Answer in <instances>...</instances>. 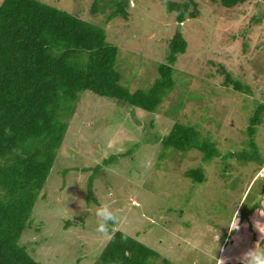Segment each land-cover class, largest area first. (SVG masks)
<instances>
[{
  "label": "rangeland",
  "instance_id": "obj_1",
  "mask_svg": "<svg viewBox=\"0 0 264 264\" xmlns=\"http://www.w3.org/2000/svg\"><path fill=\"white\" fill-rule=\"evenodd\" d=\"M40 1L103 26L119 46L122 84L132 90L152 87L178 30L188 48L178 55L176 85L156 112L90 90L80 94L20 243L41 264H95L109 239L96 231L94 212L108 203L121 217L110 229L158 251L152 264L238 263L247 249L264 248L257 228L264 229V166L255 173L258 161L231 157V168L221 156L248 148V120L264 103V0L233 7L196 0L200 15L183 23L166 7L182 0H130L129 20L110 17V0L96 14L95 0ZM221 68L249 90L225 85ZM177 121L216 139L221 155L204 161L198 149L161 154L162 139ZM258 133L264 153V122ZM200 163L209 177L202 183L183 173Z\"/></svg>",
  "mask_w": 264,
  "mask_h": 264
},
{
  "label": "trees",
  "instance_id": "obj_2",
  "mask_svg": "<svg viewBox=\"0 0 264 264\" xmlns=\"http://www.w3.org/2000/svg\"><path fill=\"white\" fill-rule=\"evenodd\" d=\"M246 1L220 0L226 7ZM101 2L109 0H95L93 14ZM109 4H113L111 18L130 19V0H110ZM166 7L180 23L200 15L196 0L167 1ZM254 17L256 22L262 20ZM169 45L152 87L132 90L122 84L116 69L119 46L108 40L103 26L40 0H0V264H41L20 239L66 139L80 94L90 90L119 104L156 112L176 85L175 64L178 55L186 52L188 41L178 30ZM221 72L225 85L249 90L224 68ZM263 122L264 103L260 102L246 127L248 148L221 155L214 137L216 141L202 136L192 124L177 121L162 139L161 154L172 150L184 156L198 149L204 161L221 155L231 168V157L245 163L258 161L256 173L264 166L257 141ZM206 172L203 163L183 171L201 183L209 178ZM123 233L114 232L95 264H152L160 258L158 251L135 236L127 234L122 241ZM163 261L168 264L167 259Z\"/></svg>",
  "mask_w": 264,
  "mask_h": 264
},
{
  "label": "clouds",
  "instance_id": "obj_3",
  "mask_svg": "<svg viewBox=\"0 0 264 264\" xmlns=\"http://www.w3.org/2000/svg\"><path fill=\"white\" fill-rule=\"evenodd\" d=\"M135 204L138 205L137 203ZM94 215L97 218L96 231L102 236H105L109 240H111L114 237V232L110 229L109 225L120 223L121 217L118 216L117 213L112 210L111 206L108 203H103L100 207L96 208ZM237 222L238 217H236V219L233 221V224L229 225L230 228L236 229ZM257 228L262 234L261 239L264 238V229L260 227ZM121 239L122 241H126L127 233H123ZM238 259L240 264H264V248H260L256 244L254 247L242 252ZM217 261L220 262L222 260Z\"/></svg>",
  "mask_w": 264,
  "mask_h": 264
},
{
  "label": "water",
  "instance_id": "obj_4",
  "mask_svg": "<svg viewBox=\"0 0 264 264\" xmlns=\"http://www.w3.org/2000/svg\"><path fill=\"white\" fill-rule=\"evenodd\" d=\"M263 188H264V186H263Z\"/></svg>",
  "mask_w": 264,
  "mask_h": 264
}]
</instances>
